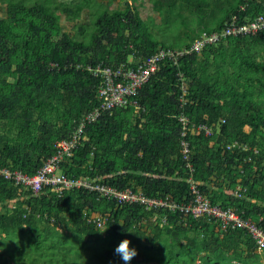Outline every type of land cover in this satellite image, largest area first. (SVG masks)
<instances>
[{
  "label": "trees",
  "instance_id": "1",
  "mask_svg": "<svg viewBox=\"0 0 264 264\" xmlns=\"http://www.w3.org/2000/svg\"><path fill=\"white\" fill-rule=\"evenodd\" d=\"M124 1L122 9L97 11L90 31L80 26L73 34L58 11L72 29L89 4L0 0V168L32 176L55 154L57 141L82 127L62 167L67 177L183 203L191 200L192 175L212 204L264 229V31L228 37L177 64L167 61L136 97L138 113L114 108L87 121L101 105L98 67L116 70L163 48L189 50L204 32L264 14V0ZM172 23L185 37L159 41L152 29ZM238 188L246 191L237 196ZM165 214L164 226L154 221ZM124 239L138 250L129 264H264L241 229L121 205L85 188L33 192L0 178V264H124L115 253ZM88 242L93 251L85 256Z\"/></svg>",
  "mask_w": 264,
  "mask_h": 264
},
{
  "label": "built area",
  "instance_id": "2",
  "mask_svg": "<svg viewBox=\"0 0 264 264\" xmlns=\"http://www.w3.org/2000/svg\"><path fill=\"white\" fill-rule=\"evenodd\" d=\"M264 31V14L252 19L248 23L239 24L233 21L227 28L221 32L207 33L204 32L188 49L172 50L162 49L150 57L133 60L121 64L116 70L109 67H98L97 71L104 76V84L98 89V97L101 105L87 117V121L95 120L103 111L113 110L114 108H135L139 112V103L136 97L141 89L156 74L162 64L170 61L174 64L179 62L181 57L190 53H200L207 45H213L221 42L228 37H242L256 34ZM185 92V88H183ZM183 100V99H182ZM184 102V100H183ZM182 122L187 118L182 117ZM82 127L70 139L60 140L55 143V154L45 161L44 165L34 174L29 175L20 170H10L9 168H0V178L13 181L17 186L30 188L33 192H39L45 187H52L58 194H62L67 189H89L98 192L102 198L116 200L119 204H139L147 211H172L179 212L186 217L207 218L211 222L221 223L223 230L241 229L247 232L255 241L258 251L264 253V229L259 227L251 219L243 218L237 211L232 208H223L219 204H212L194 182L190 176V196L189 202L179 203L171 200L169 197L150 198L142 191L135 192L133 189L119 191L107 185H92L85 179H71L64 174L63 164L73 157L75 149L80 143ZM197 131H204L206 136L212 134V130L206 126L197 127ZM183 147L184 160L187 168L192 170L190 161V145L186 140L181 141ZM238 188L236 195L245 192ZM99 227H105V220L99 216L94 217ZM160 220L161 226L168 221V215L157 216L154 221Z\"/></svg>",
  "mask_w": 264,
  "mask_h": 264
},
{
  "label": "rangeland",
  "instance_id": "3",
  "mask_svg": "<svg viewBox=\"0 0 264 264\" xmlns=\"http://www.w3.org/2000/svg\"><path fill=\"white\" fill-rule=\"evenodd\" d=\"M130 1L132 2V0H130ZM143 1L144 0H142V1L137 0L135 2V5L136 4L140 5L141 3H143ZM71 2H73L72 6L73 5L76 6L78 3L90 5V7H88V6L84 7V9L81 13V18L75 22V26L72 29L70 28L71 26L70 25L68 26V24L65 22L66 16L61 14L60 11H58V13L60 14L62 27L64 29H66L67 31L72 32L73 34L75 32H79L80 26H86V29L88 31H90L93 28V20H94V17L96 15L97 11L104 9L106 6H109L111 9H122L124 7V3H125L124 0H71ZM153 15L155 17L158 16L156 13H154ZM184 15L190 17L191 14L187 10H185ZM4 17H5V13L2 12V10L0 8V18H4ZM173 17L175 19H178L177 16H173ZM157 22H159V21H157ZM168 27H171V28H169V29L164 28L165 32H164V29L158 30L155 27H154V29H152L153 33L156 35V37L158 38L159 41H163V39H165V40H168L171 42L175 38H177L176 36H180L181 38L185 37L183 34L184 28L179 29L178 26H174L173 23L171 26H168ZM191 27H192V29H196L198 26L193 25ZM160 31H163V33ZM104 236H106L105 233H104ZM92 244H93L92 242H88L87 248H85V250H83V254L85 256L90 255L91 252L93 251ZM260 254H262V253H260Z\"/></svg>",
  "mask_w": 264,
  "mask_h": 264
},
{
  "label": "clouds",
  "instance_id": "4",
  "mask_svg": "<svg viewBox=\"0 0 264 264\" xmlns=\"http://www.w3.org/2000/svg\"><path fill=\"white\" fill-rule=\"evenodd\" d=\"M163 49H166V48H163ZM162 50V49H160ZM159 50V51H160ZM173 50V49H172ZM158 52V51H157ZM156 52V53H157ZM135 61V60H138V59H134V58H130L129 61L127 62H130V61ZM126 62V63H127ZM136 113V112H135ZM104 232V231H103ZM130 232V231H129ZM131 245V241L129 239H124L119 245L118 247L115 249V253L117 255H119L121 257V259L124 261V264H129V262L135 257L137 256L138 254V250L133 248V247H130ZM259 252V251H258ZM261 253V252H259ZM264 254V253H262Z\"/></svg>",
  "mask_w": 264,
  "mask_h": 264
}]
</instances>
